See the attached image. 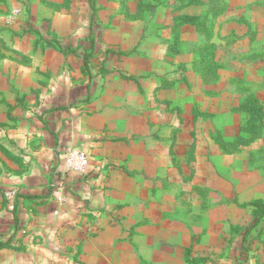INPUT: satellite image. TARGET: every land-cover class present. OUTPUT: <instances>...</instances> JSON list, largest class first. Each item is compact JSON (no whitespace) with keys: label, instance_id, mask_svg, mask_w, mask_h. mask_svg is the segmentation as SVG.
<instances>
[{"label":"rangeland","instance_id":"374dc122","mask_svg":"<svg viewBox=\"0 0 264 264\" xmlns=\"http://www.w3.org/2000/svg\"><path fill=\"white\" fill-rule=\"evenodd\" d=\"M21 129L63 161L0 264H264V0H0V140Z\"/></svg>","mask_w":264,"mask_h":264},{"label":"crops","instance_id":"0c3cea01","mask_svg":"<svg viewBox=\"0 0 264 264\" xmlns=\"http://www.w3.org/2000/svg\"><path fill=\"white\" fill-rule=\"evenodd\" d=\"M31 133L32 131H29V134ZM47 133L46 130H39L36 132L37 139L32 137L25 139L28 131L21 129L18 134H15L17 139L0 140V230L2 231L12 229L11 232H13L21 227L22 232H26L34 219V216L30 217L29 211L31 212L32 206L36 204L35 198H42L37 200V203L45 205L48 196L46 194L47 185L49 180H53L51 177L53 174H50L53 173L52 167L61 165L63 161L58 158L60 154L57 151L55 153L51 151L57 146L48 140L50 137H47ZM41 138L45 139L44 142ZM23 148L27 150H22ZM34 148L41 149V152L46 154L40 163L37 158V161L34 159L35 156H31L34 154ZM67 169L65 167L59 177L63 187L70 189V182L75 178H80L81 174L69 169L67 171ZM8 192L14 194L13 201L5 199L4 195ZM67 193L70 194L69 190ZM44 220L43 218L39 222L44 224L46 223ZM41 224L38 223L39 229H42Z\"/></svg>","mask_w":264,"mask_h":264},{"label":"trees","instance_id":"16d2710c","mask_svg":"<svg viewBox=\"0 0 264 264\" xmlns=\"http://www.w3.org/2000/svg\"><path fill=\"white\" fill-rule=\"evenodd\" d=\"M191 4H192V2L184 3V6H188ZM192 19H193V17H191V16H181L180 21L178 22V26L183 24V23L191 22ZM172 47H173L172 52L177 53V49L175 48L176 47V35L175 34H174V42L172 44ZM248 110H250V109H248ZM254 205H255L257 210H260V212H262L259 215V217H262L264 215V204L255 203Z\"/></svg>","mask_w":264,"mask_h":264},{"label":"built area","instance_id":"2783aa9c","mask_svg":"<svg viewBox=\"0 0 264 264\" xmlns=\"http://www.w3.org/2000/svg\"><path fill=\"white\" fill-rule=\"evenodd\" d=\"M66 157H67V162L74 169L80 168L82 167V165L85 164V157L83 155L78 156L76 152L73 153L70 152L68 155H66Z\"/></svg>","mask_w":264,"mask_h":264}]
</instances>
